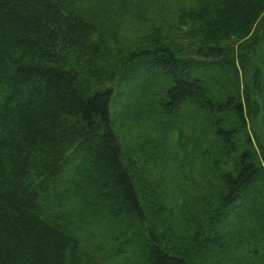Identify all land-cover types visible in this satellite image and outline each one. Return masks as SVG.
Returning a JSON list of instances; mask_svg holds the SVG:
<instances>
[{"label": "trees", "instance_id": "obj_1", "mask_svg": "<svg viewBox=\"0 0 264 264\" xmlns=\"http://www.w3.org/2000/svg\"><path fill=\"white\" fill-rule=\"evenodd\" d=\"M85 1L0 0V264H188L184 252L172 253L162 225L154 222L158 232L148 227L144 172L113 131V98L121 83L142 74V59L167 74L161 101L170 117L193 105L221 144L205 149L207 190L198 209L206 235L196 248L226 264L223 254L240 243V225L260 220L264 231V165L257 151L234 147L241 135L250 145L259 140L248 128L258 117L264 129V54L255 55L264 39V0L182 7L178 19L199 44L194 56L157 38L154 48L118 62L71 42L69 33L89 23L84 4L93 0ZM66 40L77 43L75 54L57 51ZM203 65L218 72L200 75ZM194 131L176 129L181 142ZM55 135L64 139L62 149L61 142L49 145ZM162 143L167 153L171 146ZM228 161L232 169H222ZM195 168L184 177L193 178ZM191 185L185 198L197 210L193 193L203 185L196 178ZM149 209L162 224V205Z\"/></svg>", "mask_w": 264, "mask_h": 264}, {"label": "rangeland", "instance_id": "obj_2", "mask_svg": "<svg viewBox=\"0 0 264 264\" xmlns=\"http://www.w3.org/2000/svg\"><path fill=\"white\" fill-rule=\"evenodd\" d=\"M197 2L201 0H93L84 4L85 15L89 17L85 31L80 30L79 33L73 31L69 33V37L74 38L71 42L79 39L78 43L83 48H76L87 55L100 51L104 56L111 58L112 62L129 57L134 50L154 48L157 38H163V42L170 44L174 49H183L185 57H192L199 46L198 40L193 31L178 19V14L182 7L190 9L196 7ZM190 15L186 18L191 19ZM179 27L181 30L177 31ZM172 37L176 38L180 46L170 41ZM95 43L98 49L95 48ZM192 43L195 45L192 46ZM63 44L57 48L59 53L75 54L73 47L77 43L70 44L66 40ZM256 47L255 55L264 54V39ZM197 59L195 56V60ZM140 64L139 71L142 74H136L134 79L119 85L112 101L111 112L114 119L113 131L130 156V163L138 172L142 170L144 172L143 202L150 221L148 227L158 232L160 228L154 225V222L162 225L161 230H164L167 236L164 240L172 248V253L178 255L179 250L184 252L183 257L188 264H213L207 257V248H196L206 235L203 207L198 209V205L199 199L206 195L204 189L207 190L205 184L207 180L201 178L206 166L205 149H217L221 144L214 137L213 130L206 127L204 112L200 109L194 112L193 105L189 104L181 115L171 118L161 101L166 91L163 87L170 85L163 67L158 66L152 59H142ZM206 70L218 72L217 69L206 65L196 69V72L202 75ZM146 87H149L150 91H145ZM228 117L230 120V116ZM180 126L184 129H195V133L189 138L182 139L183 146L181 137H178L176 132ZM248 128L259 140L255 141L253 137V145H250L244 142V136L240 133V138L234 139L236 152L249 147L258 152L257 156L264 165V129L260 117ZM163 140L171 146L167 153H164L165 148L168 147L164 146ZM59 142L61 145L56 148L62 149L65 141L64 139L60 141L55 135L49 145L53 147ZM191 157L192 164H188V159ZM231 162L223 164L222 169H232V166L228 169V164ZM193 164L197 166L194 177L189 175L184 177V172L190 171L189 168ZM206 170L209 174L208 167ZM195 178L203 187L199 192L193 193L194 199L198 200L197 210L189 205L190 210L188 198L185 196L187 191L194 188L191 184ZM212 182L217 183L215 180ZM153 203L162 205V224L158 220L159 212L151 213L149 209ZM154 215L157 217L154 218ZM260 222L258 220L240 225L242 229L240 243L232 245L236 249L228 248L226 254H223L225 257L223 262L264 264V231ZM169 226L171 230L167 228ZM125 229L128 227L125 226ZM233 229V225L228 227V230ZM199 238L200 240L197 241Z\"/></svg>", "mask_w": 264, "mask_h": 264}]
</instances>
